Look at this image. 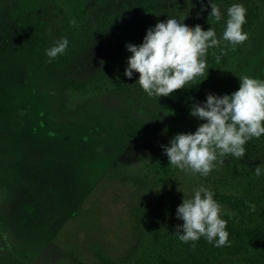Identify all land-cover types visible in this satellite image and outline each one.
Wrapping results in <instances>:
<instances>
[{
    "label": "rangeland",
    "instance_id": "374dc122",
    "mask_svg": "<svg viewBox=\"0 0 264 264\" xmlns=\"http://www.w3.org/2000/svg\"><path fill=\"white\" fill-rule=\"evenodd\" d=\"M233 3L257 8V17L247 23L248 39L239 44L227 75L207 78L209 93L230 94L241 75L264 80V0L216 5L221 11ZM185 6L178 16L182 22L222 34L221 25L208 23L190 2ZM171 11L168 0H90L86 44L64 68L54 69L44 55L57 40L60 10L54 1L0 0V230L19 257L54 262L67 255L99 264L97 255H103L112 264H132L149 246L151 228L176 230L183 223L176 207L199 185L217 202L219 193L244 190L264 206V173L254 175L264 165V136L244 145L243 158L218 157L207 176L170 165L168 181L160 182L151 169L155 132L163 130L161 121L195 131L203 121L189 114L190 106L162 108L140 88L135 72L131 79L123 74L115 91L86 100L65 97L66 78L105 76L115 17L132 24L133 44H139L147 28L177 15ZM130 120L154 123L156 129L137 138L126 127ZM235 259L222 254L217 263Z\"/></svg>",
    "mask_w": 264,
    "mask_h": 264
},
{
    "label": "clouds",
    "instance_id": "9594fccd",
    "mask_svg": "<svg viewBox=\"0 0 264 264\" xmlns=\"http://www.w3.org/2000/svg\"><path fill=\"white\" fill-rule=\"evenodd\" d=\"M209 17L221 21L219 7L209 0ZM205 10L201 0V11ZM246 8L233 3L226 9L224 30L217 38L213 27L203 30L201 25L190 26L179 17L168 16L146 29L142 42H127L125 49V77L131 79L138 73L140 88L150 96H170L177 89L185 88L190 81L204 75L208 49L226 41L233 48L248 39L242 26L246 23ZM76 26V20L69 21ZM67 37H60L44 50L49 62L63 55L68 47ZM219 57H217V61ZM189 114L199 121L195 131L177 132L166 145H162L168 164L188 174L207 176L215 167L218 157L231 155L243 158L244 145L251 139L264 136V80L248 75L239 76V87L230 94L206 93V98L194 102ZM220 163L223 161L220 160ZM264 165L254 168L260 177ZM253 210L254 205L250 206ZM175 216L183 223L177 225L176 236L181 243L203 238L213 247L229 246L227 221L222 218L221 206L211 190L203 185L192 189L190 198L183 194L176 207Z\"/></svg>",
    "mask_w": 264,
    "mask_h": 264
},
{
    "label": "trees",
    "instance_id": "16d2710c",
    "mask_svg": "<svg viewBox=\"0 0 264 264\" xmlns=\"http://www.w3.org/2000/svg\"><path fill=\"white\" fill-rule=\"evenodd\" d=\"M53 1L60 10V22L56 27L57 39L62 36L67 37L69 43L63 55H58L51 62L47 58V61L54 69H62L68 64L71 56L87 42L88 33H90V27L87 24L90 0ZM187 2H190L191 9L196 10L208 23L213 26L221 25L219 30L223 32L226 9L221 10L222 19L216 22L214 18L209 17L211 9L208 0H203L204 11H201V0H168L169 10L171 9V12L177 14L176 17H178L180 12L186 9ZM213 3L220 4L221 0H213ZM256 10L258 9L246 11V23L242 26L243 31L247 27V23L257 17ZM72 19L76 20V26L69 23ZM112 27L113 35L107 44L109 55L105 63V76L84 82L66 78L62 83V89L69 101L86 100L89 96L109 93L122 86L126 57L130 55L125 49V44L133 43L135 29L132 24L119 16L112 21ZM221 35L218 33L217 36L220 38ZM238 46L233 48L226 41H220L218 47L210 48L207 51L205 60L208 69H205L204 75L196 77L185 85V88L177 89L170 96H155L154 98L162 108L171 111H180L194 102L205 100L206 93H209L207 78L227 75L233 58L240 50ZM217 57H219L218 61ZM166 125L164 121H161L163 130L155 132L157 149L156 157L151 164V169L159 176L158 181L160 182L168 181L171 168L161 146L166 145L177 132H184L178 126L167 127ZM126 127L134 132L137 138H142L145 134L156 129L154 123L136 120L128 121ZM246 144H251V141L249 140ZM217 198L220 205L224 206L225 212L222 213V218L227 221L226 230L231 241L229 246L213 247L201 238L194 242L195 246L192 247L190 245L193 242L185 244L177 239L175 229L165 228L157 231L151 228L152 233L148 234L147 240L149 246L143 250V247L141 248L139 254H136L137 260L132 264H218L217 260L222 254L237 256V259L230 264H264V206H261V200L259 204L256 197L244 190L219 193ZM260 198L263 199L261 196ZM252 205L255 206L254 210L250 207ZM63 257L54 262L24 260L10 249L0 230V264H83L77 257L73 259L67 255ZM97 257L100 261L99 264H112L110 259L103 255H97Z\"/></svg>",
    "mask_w": 264,
    "mask_h": 264
}]
</instances>
